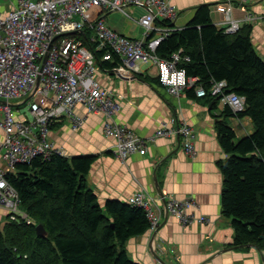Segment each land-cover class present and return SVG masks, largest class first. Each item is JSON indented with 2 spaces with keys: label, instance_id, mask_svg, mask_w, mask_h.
<instances>
[{
  "label": "built area",
  "instance_id": "obj_1",
  "mask_svg": "<svg viewBox=\"0 0 264 264\" xmlns=\"http://www.w3.org/2000/svg\"><path fill=\"white\" fill-rule=\"evenodd\" d=\"M8 4L11 9L5 11L0 0V102H4L0 103V128L4 133L0 150V207L7 212L8 221L31 224L6 179L7 174L17 164H27L35 158L64 156L50 141V129L62 118L69 120L73 130L80 128L83 120L74 113L76 105L83 106L87 114L104 116L102 133L114 140L112 154L122 164L133 154L146 155L153 138H142L115 121L121 106L98 80L97 72L103 62L116 61L115 70L104 71H115L122 78L153 68L159 84L171 96L194 89L197 98L216 97L218 105L229 107L233 114L245 109L243 97L224 92V81L214 82L208 92L196 86V79L187 77L181 67L189 60L181 56V50L168 59L156 54L159 44L175 30L178 11L171 0H10ZM132 8H141L144 13L134 18L127 12ZM215 9L225 16L224 32H238L239 24L231 18V10L225 6ZM107 12L122 13L137 23L143 29L142 38L133 39L113 31L103 18ZM244 21H250V16ZM79 32L89 36L79 40L74 35ZM98 53L100 58L96 57ZM28 97L29 120L25 113H14V107L23 105ZM13 99L17 106L10 103ZM154 138H179L186 154L196 155L192 128L175 118L162 123ZM158 200L165 214L181 225L207 221L187 212L193 204L190 199ZM156 201L142 190L127 200L128 205L145 212L147 232L152 237L157 234L162 217Z\"/></svg>",
  "mask_w": 264,
  "mask_h": 264
},
{
  "label": "crops",
  "instance_id": "obj_2",
  "mask_svg": "<svg viewBox=\"0 0 264 264\" xmlns=\"http://www.w3.org/2000/svg\"><path fill=\"white\" fill-rule=\"evenodd\" d=\"M171 4L178 11L177 31L185 29L202 6L208 7L213 25L224 30L225 16L215 8H229L231 18L239 24L236 33L249 32L253 49L264 62V0H171ZM127 12L137 18L144 10L132 8ZM246 16H250V21H244ZM103 18L113 31L133 39L142 38L143 29L122 13L107 12ZM87 34L74 35L82 40ZM104 70L110 71L100 67L98 80L121 106L115 121L142 138H153L146 155L133 154L122 164L112 154L114 140L102 133L104 116L87 114L81 105L75 106L74 113L83 120L82 126L73 130L69 120L62 118L51 126L49 139L67 159L95 157L85 181L101 206L106 201L127 204L128 198L141 190L157 200L162 215L157 234L152 237L146 232L129 239L124 247L128 258L139 264H158L157 258L161 264H264V250L234 245L232 222L224 217L221 206L223 176L218 162L227 155L218 143L217 124L222 122L233 129L238 141L253 134L251 119L226 117L218 99L214 102L209 97L197 98L195 91L193 95L188 90L171 96L159 84L153 68H144L142 74L136 75L139 80ZM170 118L192 128L196 151L193 157L179 145V138H154L161 124ZM3 140L0 128V150ZM159 192L166 198L192 200L187 212L207 221L181 225L176 218L165 214L158 200ZM7 219V212L0 207V224H5Z\"/></svg>",
  "mask_w": 264,
  "mask_h": 264
},
{
  "label": "trees",
  "instance_id": "obj_3",
  "mask_svg": "<svg viewBox=\"0 0 264 264\" xmlns=\"http://www.w3.org/2000/svg\"><path fill=\"white\" fill-rule=\"evenodd\" d=\"M179 50L189 59L181 67L187 77L196 79V86L208 92L214 82L224 81L225 93L244 98L243 112L233 114L226 106L224 115L250 118L253 134L236 141L233 129L217 124L218 143L227 155L218 162L223 176L221 206L232 222L234 245L263 251L264 62L254 51L249 32L225 34L213 25L207 6L198 8L185 29L167 36L156 54L168 59ZM116 65L101 63L109 70ZM207 97L217 102L216 97ZM94 161L93 156L67 159L53 154L17 164L7 174L31 224L8 219L0 224V264H139L128 258L124 247L148 231L145 212L118 201L101 206L85 181ZM38 225L45 236H38Z\"/></svg>",
  "mask_w": 264,
  "mask_h": 264
},
{
  "label": "rangeland",
  "instance_id": "obj_4",
  "mask_svg": "<svg viewBox=\"0 0 264 264\" xmlns=\"http://www.w3.org/2000/svg\"><path fill=\"white\" fill-rule=\"evenodd\" d=\"M2 2H3V10H5V11H9L10 9H11V7L9 6V2H10V0H1ZM11 1H13V0H11ZM23 101V100H22ZM10 103L13 105V106H17V101L16 100H10ZM28 105H27V103L26 104H23V105H21V106H18V107H14V113H15V115H16V113H20V114H22V113H25L26 114V119H30V115L28 114Z\"/></svg>",
  "mask_w": 264,
  "mask_h": 264
},
{
  "label": "water",
  "instance_id": "obj_5",
  "mask_svg": "<svg viewBox=\"0 0 264 264\" xmlns=\"http://www.w3.org/2000/svg\"><path fill=\"white\" fill-rule=\"evenodd\" d=\"M129 76H131V78L133 79H138V76H136L135 74L129 73ZM139 80V79H138ZM30 99V97L26 98L24 100V104L27 103V101ZM0 103H4V102H0ZM160 197L163 198L164 196L159 192ZM36 232L38 234V236H45L46 232L44 231L43 227L41 225H38L36 227ZM254 247V246H253ZM159 261H161L159 258H157Z\"/></svg>",
  "mask_w": 264,
  "mask_h": 264
}]
</instances>
